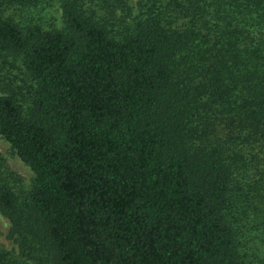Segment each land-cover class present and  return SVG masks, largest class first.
I'll use <instances>...</instances> for the list:
<instances>
[{
  "label": "trees",
  "instance_id": "1",
  "mask_svg": "<svg viewBox=\"0 0 264 264\" xmlns=\"http://www.w3.org/2000/svg\"><path fill=\"white\" fill-rule=\"evenodd\" d=\"M0 138V264H264V0H0Z\"/></svg>",
  "mask_w": 264,
  "mask_h": 264
},
{
  "label": "rangeland",
  "instance_id": "2",
  "mask_svg": "<svg viewBox=\"0 0 264 264\" xmlns=\"http://www.w3.org/2000/svg\"><path fill=\"white\" fill-rule=\"evenodd\" d=\"M131 5V0H128ZM134 1V0H133ZM21 15V13H20ZM35 18H39L45 26L53 25V27H60L61 18L60 11L56 4H42L32 12ZM0 156L2 157L7 170L17 175L21 179L22 186H28L32 178L28 169L15 157L10 150L7 143L0 138ZM9 224L6 219L0 215V247L9 252H15V246L10 240L6 238Z\"/></svg>",
  "mask_w": 264,
  "mask_h": 264
}]
</instances>
